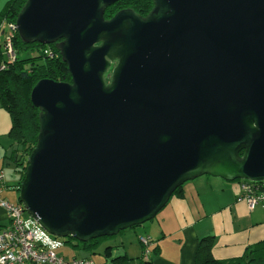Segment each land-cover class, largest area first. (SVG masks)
Listing matches in <instances>:
<instances>
[{
    "label": "water",
    "instance_id": "95a60500",
    "mask_svg": "<svg viewBox=\"0 0 264 264\" xmlns=\"http://www.w3.org/2000/svg\"><path fill=\"white\" fill-rule=\"evenodd\" d=\"M120 1L27 0L16 20L72 76L32 90L19 195L56 239L139 228L202 177L264 183V0H152L107 20Z\"/></svg>",
    "mask_w": 264,
    "mask_h": 264
},
{
    "label": "crops",
    "instance_id": "0c3cea01",
    "mask_svg": "<svg viewBox=\"0 0 264 264\" xmlns=\"http://www.w3.org/2000/svg\"><path fill=\"white\" fill-rule=\"evenodd\" d=\"M9 1L0 0V14ZM1 32L0 41L3 36ZM10 131L11 120L0 108V174L4 177L1 197L12 205H18L20 175L16 170V174L7 171L8 166L13 165L9 158L12 146ZM214 179L211 183L209 178L203 185L205 189L201 187L199 190L196 184L187 183L183 199L171 200L154 221L139 227L143 231L138 237L139 248L129 252L131 249H126L124 239L119 237L112 240L111 245L117 247L112 258L127 255L131 260L122 264H140L143 253L141 236L154 241L151 247L154 252L150 257L154 264H196L201 240L207 237L213 240L212 254L215 259L233 260L243 257L249 246L264 239V207L259 206L250 211L247 204L239 200L242 195L239 182L228 183ZM190 194L194 198L192 202L188 199ZM8 224L7 212L0 206V230ZM118 245L121 247L118 248ZM100 251L90 258L93 264H112L104 250ZM86 255L89 256L79 253L72 259L63 255L61 257L72 261L83 259Z\"/></svg>",
    "mask_w": 264,
    "mask_h": 264
},
{
    "label": "trees",
    "instance_id": "16d2710c",
    "mask_svg": "<svg viewBox=\"0 0 264 264\" xmlns=\"http://www.w3.org/2000/svg\"><path fill=\"white\" fill-rule=\"evenodd\" d=\"M26 2L27 0H10L0 14V32L2 31L4 36L3 45L0 42V108L8 114L11 120L9 137L12 146L9 158L20 175L18 192L25 178L28 159L37 146L40 134V112L31 102L32 90L42 80L58 83H71L72 81L68 65L63 62L56 45L25 44L17 31L11 33L15 58L12 61L6 58L5 42L9 31H3L2 27L5 23L10 25L16 23ZM153 6L152 0H121L107 9L105 18L112 19L118 12L125 9H132L145 17L151 12ZM109 81L110 78H108ZM184 188L185 186L178 188L171 200L183 199L185 197ZM135 229L137 228L132 230ZM126 232L123 231L116 237L99 238L88 243H80L71 237L60 241L63 243V248L67 246L75 252L88 254L89 256L86 255L87 257L83 258L84 260L92 261L90 258L98 255L104 248L105 256L111 259L112 264H122L131 259L127 255L112 258L113 251L117 247H113L111 243L112 240ZM142 239H146L148 243H142ZM140 243L143 247L140 264H154L150 258L154 252L151 248L154 241L141 236ZM200 245L196 264H264V239L249 246L243 257L233 260H216L213 257L211 237L202 239ZM119 246L121 247L118 245V248Z\"/></svg>",
    "mask_w": 264,
    "mask_h": 264
},
{
    "label": "built area",
    "instance_id": "2783aa9c",
    "mask_svg": "<svg viewBox=\"0 0 264 264\" xmlns=\"http://www.w3.org/2000/svg\"><path fill=\"white\" fill-rule=\"evenodd\" d=\"M8 31L5 56L12 61L15 56L11 33L16 31L15 25L9 24ZM3 178L0 174V206L7 212L9 224L0 230V264H93L84 259L67 261L57 255L56 250L63 247L60 239L50 236L21 204L12 205L2 199ZM240 187L239 200L245 202L250 211L259 205L264 207V183L242 182ZM141 242L148 243L146 239Z\"/></svg>",
    "mask_w": 264,
    "mask_h": 264
},
{
    "label": "rangeland",
    "instance_id": "374dc122",
    "mask_svg": "<svg viewBox=\"0 0 264 264\" xmlns=\"http://www.w3.org/2000/svg\"><path fill=\"white\" fill-rule=\"evenodd\" d=\"M8 29H9V24L5 23L4 27H3V31L8 30ZM3 41H4V36L1 37V41H0L1 45H3ZM9 170H10V172H12V174H16L15 168L13 165L8 166L7 171H9ZM209 178H210L211 183L213 182V180H215L212 177L206 176V177H202V178H200V179H198L192 183L197 185L198 190L201 189V187L205 189L206 186H203V185L206 184V182ZM217 180H220V179H217ZM188 199H189V201L192 202L194 198L190 194L188 196ZM150 223L151 222L146 223L145 225H149ZM140 233L143 234V231L139 228H137L135 230L130 229V230H127V232L125 234L120 236V238L124 239L123 241L125 242L126 249H128V250L131 249V250H129V252L134 250L135 248H139L138 237H139V235H141ZM131 242L134 244V247H133V244H130ZM102 250H104V248H102ZM149 250H151V248ZM79 253L80 252H75L74 250H72L71 248H69L67 246L64 248L62 247V248H59L58 250H56L57 255H59V256L63 255V256L68 257L70 259H72L74 257V255H78Z\"/></svg>",
    "mask_w": 264,
    "mask_h": 264
},
{
    "label": "bare ground",
    "instance_id": "6f19581e",
    "mask_svg": "<svg viewBox=\"0 0 264 264\" xmlns=\"http://www.w3.org/2000/svg\"><path fill=\"white\" fill-rule=\"evenodd\" d=\"M14 25H15V28H16V23H15ZM16 29H17V28H16ZM259 206H262V205H259ZM259 206H258V207H259ZM216 260H217V259H216Z\"/></svg>",
    "mask_w": 264,
    "mask_h": 264
}]
</instances>
